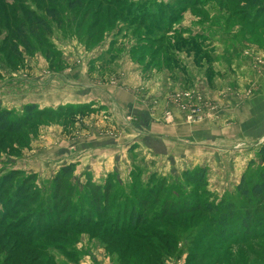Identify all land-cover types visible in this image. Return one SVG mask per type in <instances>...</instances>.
Segmentation results:
<instances>
[{"label": "rangeland", "instance_id": "rangeland-1", "mask_svg": "<svg viewBox=\"0 0 264 264\" xmlns=\"http://www.w3.org/2000/svg\"><path fill=\"white\" fill-rule=\"evenodd\" d=\"M123 4L0 0V113L8 111L10 119L18 120L25 116L26 106H34L20 132L0 131V178L11 170L21 171L16 177L20 180L33 175V190L41 198L30 203L22 193L14 205L5 206L4 223L25 218L11 228L0 225V264H29L33 255L32 264H264V238L252 239L264 229L251 225L249 234L241 232L245 203L237 190L242 176L249 181L264 167L259 155L264 145V0H127ZM47 8H55L59 19L53 20ZM27 12L44 19L47 27L31 25ZM15 32L27 35L31 50L17 43V55L11 38ZM132 77L137 86L129 83ZM153 80L169 84L164 87L167 102L181 112L186 124L205 127L198 134L202 144L218 152L212 159L216 162L202 167L203 182L193 185L184 172L199 167L181 170L163 161L158 165V159L148 157L138 145L129 147L122 171L108 175L121 189L113 193L115 205L130 209L136 193L161 183L159 202L147 205L148 220L161 214L164 200L172 202V208L191 202H232L236 216L225 229V242L212 229L211 216L218 214L201 207L156 221L172 234L168 248L162 239V243L143 239L142 230L118 233L115 238L108 226L67 225L42 233L35 243L45 246L28 256L26 251L34 246H21L17 232L36 234L52 223L55 212L38 217V211L62 166H73L63 180L72 205L82 212L90 205L87 181L104 184L108 179L100 175L93 180L81 165L89 144L99 143L98 136L92 139L90 122L99 127L94 116L104 106L70 100L100 95L115 103L127 94L146 104L151 101L146 90ZM171 108L163 112L164 123L174 121ZM196 108L199 113L191 118ZM123 117L124 124L131 122V116ZM224 127L225 135L215 133ZM16 178L4 186L7 192L16 191ZM149 239L157 246L154 258L146 248Z\"/></svg>", "mask_w": 264, "mask_h": 264}, {"label": "trees", "instance_id": "trees-1", "mask_svg": "<svg viewBox=\"0 0 264 264\" xmlns=\"http://www.w3.org/2000/svg\"><path fill=\"white\" fill-rule=\"evenodd\" d=\"M100 2H104L108 5H111L113 3H118L126 5L127 0H99ZM188 1V0H187ZM133 4L132 2L128 3V5ZM122 9V6H120V11ZM47 14L53 19L57 20L59 19L58 11L55 8H47L46 9ZM28 19L31 20V25L37 26L38 28L47 27V22L36 16L33 12H27ZM21 29V28H18ZM14 37H11L12 40H14V48L13 50L19 55V50L17 47V43H19L21 46H23L26 50H31L33 47L32 43L29 41L27 35L23 32H15ZM34 111V106H26L25 107V116L18 120H12L9 118L10 112L8 111H2L0 113V131H7L10 133L20 132L22 127H24L28 123V117L30 114H32ZM37 114H42L40 111H36ZM259 155L261 158V161L264 166V145H262L259 148ZM72 164L64 165L61 167V169L58 171V173L54 176L52 186V192L48 196V198L44 199V203L42 204L43 207L38 211V217L42 216L44 213H54L55 217L54 220L51 221L52 223L50 225H45L46 228H44L43 232H38L35 234V232L31 233H23V230H20V232H17L18 234V241L20 240L21 246H27V245H33L31 252H28V256L33 254V250L37 248L42 249L45 244H39L35 243L37 241V238L41 236L42 233L48 232L49 229L50 232L55 231L57 228H62L63 226L67 227V225L72 226L74 228H83L86 226L91 227H102V226H108L109 233L112 234L113 237L118 236V233H124L129 232L132 234L137 233L139 230H142L140 234L144 235L143 239L154 238L158 240L159 242L165 241L163 245L165 247H169V240L172 234L168 232V230H165L162 227H159L156 225V221H161L164 218H167L169 216H177L179 214L185 213V212H193L200 210L201 207L205 209V211L209 213H217L218 215H212V229L216 231L218 234V237H221L222 240H224L225 234H228L229 224L233 221V218H235V205L232 202H220V204H206L201 202H191V203H185L181 208H177L173 206V203L169 200L162 201V212L161 214H156L153 216L152 220H148V209L147 205L150 202L158 203L160 200L161 194L159 193V190H163L164 186L163 183L159 185H153V187L149 188L147 192L143 194H135V203H131V208L127 209L126 205L119 209L115 205V200L113 199V193L117 191L119 188L116 187L115 184L112 183L113 175L108 176L107 181L102 184L98 185L90 180L87 181L85 184L86 188H88V193L90 197L89 199V209L85 210V212L80 211L78 209V206L72 205L71 203V196H70V189L66 187V183L64 182V177L67 176L71 169ZM21 171L17 170H11L7 173H5L0 178V202H2V211L0 212V225L5 224L7 228H11L9 226H18L24 222L22 220L24 217H19L17 220H13V222L4 223V214H5V206L14 205L16 200L15 197L18 198L21 197L22 193L25 197L29 199L30 203L36 202L40 198V195L38 194L36 190H33L34 185L31 181L33 178V175L27 176L22 178L21 180L16 178L19 176ZM205 174V169L202 167L196 168L193 171H186L184 172L185 177L192 182L193 185L196 184H202L203 178ZM17 180V186H15L16 191H12V189L7 192V190L4 188V186L8 184H12V181L14 179ZM119 185V183H118ZM135 183L131 186H134ZM122 186V185H119ZM158 186V187H157ZM66 187V188H65ZM2 190V191H1ZM118 190H121L120 188ZM237 190L240 192L243 201L245 203V206L243 207V217L241 218L242 223V230L244 234H249L248 228H250L251 225H255L257 227H263L264 229V167L261 169L257 177L246 181L245 177H241L240 182L237 186ZM128 199V196H124ZM125 199V200H126ZM15 200V201H14ZM83 202V201H81ZM127 202H129L127 200ZM132 202V201H130ZM8 205V206H9ZM9 206V207H11ZM50 209V210H49ZM78 213L77 217L72 218V216L75 213ZM40 213V215H39ZM111 214H114V217H112ZM96 217V218H95ZM62 219V220H61ZM169 219V218H167ZM17 221V222H16ZM171 220H168V222ZM48 227V228H47ZM63 227V228H64ZM151 229V231H149ZM15 233V231L13 232ZM151 234H156V236H151ZM264 232L260 236H253L252 239L256 240L259 238H264ZM116 238V237H115ZM160 239H162L160 241ZM251 239V240H252ZM245 241V240H243ZM146 242V248L150 250L149 255L154 258V250L157 247L152 246L153 240L149 239V242ZM225 242V240H224ZM217 244V247H221L222 243ZM162 243V242H161ZM235 243V242H233ZM35 244V245H34ZM47 246V245H46ZM40 247V248H38ZM230 245L227 247V250L229 249ZM146 250V252H148ZM27 253L25 254V257L27 256ZM153 254V255H152ZM34 261V255L32 258ZM30 261L29 264H32L33 262ZM153 261L152 263H154Z\"/></svg>", "mask_w": 264, "mask_h": 264}, {"label": "crops", "instance_id": "crops-1", "mask_svg": "<svg viewBox=\"0 0 264 264\" xmlns=\"http://www.w3.org/2000/svg\"><path fill=\"white\" fill-rule=\"evenodd\" d=\"M133 77L129 83H134ZM168 85H160V82L153 80L149 90H146L151 95V101L149 99L146 104L129 98L130 95L126 93L125 99L122 98L121 102L114 101L115 103L100 95L89 96L83 100H70L72 103L98 102L100 106H104L101 114L94 116L98 120L99 127H96L97 124L93 120L90 122L94 126L91 130L95 132L92 135L99 137V143L89 144L81 164L86 172L93 175V180L100 175L107 177L114 170L122 171L127 148L133 149L137 145L138 150L146 153L148 157L158 159V165L163 161V165L168 163V166L180 167L181 170L214 165L216 161L212 160L213 155L218 152L210 150L207 144H202L198 134L205 130V127L198 123L186 124L181 112L169 106L166 99L167 91H164V87ZM134 86L137 84L134 83ZM167 107L171 108L175 115L172 123H164L162 120L163 112ZM124 114L131 116L130 123L124 124L122 121ZM242 123L243 120L240 121L239 135H241ZM227 132V128L224 127V129L218 128L215 133L225 135ZM214 144L218 145L219 142L215 141ZM122 153L124 156L121 155ZM94 181L99 185L103 183Z\"/></svg>", "mask_w": 264, "mask_h": 264}, {"label": "built area", "instance_id": "built-area-1", "mask_svg": "<svg viewBox=\"0 0 264 264\" xmlns=\"http://www.w3.org/2000/svg\"><path fill=\"white\" fill-rule=\"evenodd\" d=\"M198 113H199V109H198V108H196V109H192V110H191V115H190V117H191V118H196L197 115H198Z\"/></svg>", "mask_w": 264, "mask_h": 264}]
</instances>
